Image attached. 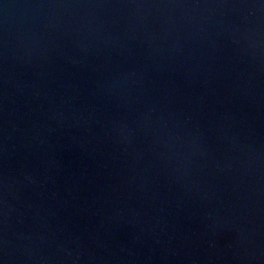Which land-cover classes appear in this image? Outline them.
<instances>
[{"label": "water", "instance_id": "95a60500", "mask_svg": "<svg viewBox=\"0 0 264 264\" xmlns=\"http://www.w3.org/2000/svg\"><path fill=\"white\" fill-rule=\"evenodd\" d=\"M0 264H264V0H0Z\"/></svg>", "mask_w": 264, "mask_h": 264}]
</instances>
